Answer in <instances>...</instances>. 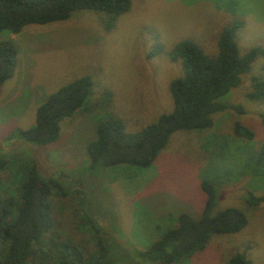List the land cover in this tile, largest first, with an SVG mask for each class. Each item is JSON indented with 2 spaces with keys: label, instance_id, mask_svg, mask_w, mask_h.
<instances>
[{
  "label": "rangeland",
  "instance_id": "374dc122",
  "mask_svg": "<svg viewBox=\"0 0 264 264\" xmlns=\"http://www.w3.org/2000/svg\"><path fill=\"white\" fill-rule=\"evenodd\" d=\"M235 17L243 19L234 35L239 53L264 46V0H129L110 26L106 13L82 8L64 20L27 24L16 34L0 31V39L17 49L14 71L0 84V154L17 162L33 159L46 175L70 176V193L52 198L62 236L91 247L92 234L80 220L84 214L107 234L112 264H158L138 259L132 249L145 248L176 223L177 214L198 216L205 199L199 182L205 179L216 186L211 213L238 207L246 222L234 232L211 234L193 255L163 264H226L243 250L251 264H264V163L252 162L264 142V101L245 95L249 77L264 76V57L220 97L227 106L212 114L209 128L172 132L149 166L89 168L85 154L99 118L116 116L126 130L137 131L170 111L168 83L181 67L167 50L188 38L213 53L220 29ZM81 76L90 79L84 111L60 119L53 142L7 138L33 124L35 107L50 92ZM234 121L250 128L252 137H236ZM6 175L1 174L2 192L13 185ZM247 191L261 197L257 205L244 203Z\"/></svg>",
  "mask_w": 264,
  "mask_h": 264
},
{
  "label": "trees",
  "instance_id": "16d2710c",
  "mask_svg": "<svg viewBox=\"0 0 264 264\" xmlns=\"http://www.w3.org/2000/svg\"><path fill=\"white\" fill-rule=\"evenodd\" d=\"M129 0H0V31L18 33L27 24H45L64 20L77 9L89 8L108 15L110 26L118 14L126 11ZM243 19L235 17L224 24L216 39L213 53H205L191 39L183 38L167 50L170 61H178L181 73L168 83L172 101L170 111L159 114L137 131H128L116 116L101 117L94 126V138L86 143L87 166L109 167L117 164L145 168L164 147L168 137L178 130H201L212 125V114L227 105L220 97L236 86L258 57H264V46L253 45L239 53L235 32ZM156 50L161 44L156 42ZM17 62V49L10 39H0V84L9 78ZM90 79L81 76L50 92L34 109L33 124L13 129L7 138L46 145L58 134L60 119L84 111ZM246 97L264 101V76L249 77ZM261 123L264 125V115ZM236 137L250 139L252 130L234 121ZM252 158L255 166L264 163V142ZM11 171V172H10ZM8 173V192L0 188V264H112L108 255L107 234L94 219L82 215L92 234V246L86 247L59 233V222L53 214L52 198L65 197L69 175L56 171L43 174L33 159L15 161L0 154V187L2 173ZM10 172V173H9ZM264 177V172H261ZM199 187L205 195L196 217L181 212L176 223L166 228L145 248H133L131 253L149 263H170L189 257L205 246L211 234L231 233L246 222L238 207L226 206L214 213V183L202 179ZM260 196L247 191L243 197L248 206L257 205ZM109 236V235H108ZM226 264H251L243 251H236Z\"/></svg>",
  "mask_w": 264,
  "mask_h": 264
}]
</instances>
